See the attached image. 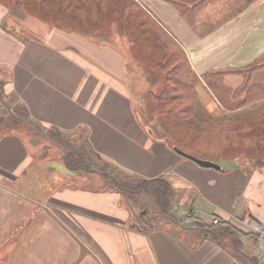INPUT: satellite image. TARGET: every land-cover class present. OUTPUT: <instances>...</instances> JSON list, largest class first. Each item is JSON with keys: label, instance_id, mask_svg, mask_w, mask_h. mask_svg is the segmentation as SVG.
Here are the masks:
<instances>
[{"label": "crops", "instance_id": "crops-1", "mask_svg": "<svg viewBox=\"0 0 264 264\" xmlns=\"http://www.w3.org/2000/svg\"><path fill=\"white\" fill-rule=\"evenodd\" d=\"M134 1L185 53L207 114L241 112L243 96L229 90L246 75L264 89V69L244 73L264 57V0H204L191 22L169 2ZM113 31L85 36L0 4L4 89L41 127L85 130L98 160L135 177L164 178L176 219L178 209L193 208L205 228L164 217L143 233L119 192L49 178L34 159L38 150L9 132L0 136V264H261L251 226L264 224V170L223 158L213 162L219 170L204 168L159 131L158 140L145 131L134 102L143 106V91L160 79L156 69L145 77V54ZM207 72L222 73L214 94Z\"/></svg>", "mask_w": 264, "mask_h": 264}, {"label": "trees", "instance_id": "trees-1", "mask_svg": "<svg viewBox=\"0 0 264 264\" xmlns=\"http://www.w3.org/2000/svg\"><path fill=\"white\" fill-rule=\"evenodd\" d=\"M163 1L173 4L188 22H191L190 14L195 7L204 2L198 0L189 6L178 0ZM0 4L10 12L21 8L24 14L34 16L52 27L85 36L100 30L104 24H114L116 32L126 36L134 45L135 54L137 48L141 49L143 55L146 52L149 54V71L156 69L154 74L160 81L156 89L149 90V102L144 100L142 109L155 114L149 112L147 107L151 103V109L160 114L159 118L167 117L172 121L174 133L170 132L171 136L166 134L164 137L171 141L173 149L212 163L231 153L230 156L238 157L233 159L237 162L244 157L250 158L252 168H264V101H261L264 99V89L258 84H251L249 75H246L237 88L229 90L235 98L243 96L241 112L219 117L207 114L200 108L199 79L185 53L134 0H0ZM140 60L143 63V57ZM250 66L252 69L244 73L264 69V57ZM220 75L222 73L207 72L202 77L213 94L219 91ZM3 85L4 80L0 77V93ZM0 107H4L2 114L11 118L14 125L23 122L20 118L29 116L27 109L14 101ZM8 126L0 123V136L8 132L4 128ZM43 130L47 137L56 138L64 144H80L75 148L68 147V153L63 155V161L70 169H85L81 164L87 156L86 152L90 153L100 177L109 183V187L103 189L120 193L135 215L134 225L139 231L147 233L158 218L180 221L173 215L170 185L164 178L135 177L98 160V156L90 149L85 130L74 133L55 127ZM32 131L35 136L41 135L35 126ZM66 134L72 135V140ZM74 155L77 156L73 158ZM70 162L75 165H69Z\"/></svg>", "mask_w": 264, "mask_h": 264}, {"label": "rangeland", "instance_id": "rangeland-1", "mask_svg": "<svg viewBox=\"0 0 264 264\" xmlns=\"http://www.w3.org/2000/svg\"><path fill=\"white\" fill-rule=\"evenodd\" d=\"M218 1L219 0H213L212 2L213 4L217 5L219 4ZM111 28H112V31L113 30L116 31L114 24H106V25L104 24V26H102V28L100 29L101 30L104 29L107 31V30H111ZM99 32L100 30L98 31L96 30L95 32L86 34V36H93L95 34H99ZM147 56H149V54H147L146 52V55L143 57V64H144L143 68L145 70V77L149 80V74L151 73V71L147 69L150 65V63L148 62L149 57ZM146 72L148 73L146 74ZM5 84L2 86V91L0 93V105H10L13 101V98L9 95V93H6L4 89ZM149 90H144L143 96L140 97L141 102L143 104H144V100L145 102H149L148 97H147ZM137 101L139 102V98H137ZM19 104H22V103L19 102ZM134 106L138 107V111H140L141 120H139V122L142 128L145 131H152L154 135L153 137L154 139H157V140L160 139L156 136L158 131H159V134H161L162 136L166 134L168 136L170 132L174 133V129L171 126L172 121L169 120L167 117L159 118L158 115L160 114H157L158 113L157 111L155 110L153 111V109H151L153 104L149 103L147 107L149 109V112L152 111L155 114L144 112L142 109V106L139 107V105H137L136 102H134ZM3 109L4 107L3 108L0 107V123L6 124V126L9 125L8 127H4L5 130L8 131L5 133H9V132L17 133L23 138L24 142L27 144L29 148L33 149L35 152L38 150V152L34 154V159L37 161H39V159L44 161V163H42L43 164L42 166L44 167L45 173L49 178L58 177L59 180L62 179L60 182H63L64 185H74L76 187H83V188H89V189H96V188L103 189V188L109 187L108 185L109 183L105 182L100 177L99 173L96 172V170L97 171L99 170L96 168L97 165L94 166L95 165L93 161L94 158L90 155L89 152H86L87 156L81 164V167H84L85 169H70L67 167V165L63 161V155L68 153L69 151L68 147L75 148L77 145L80 146V144H77V143H75L76 145L75 144L70 145L66 143L64 144L61 141H57L56 138H49V136L47 137L46 134L35 136L32 134L33 126L30 123L24 120L21 124L19 123L15 125L12 124L11 123L12 119L9 118L7 115L2 114ZM2 132L3 130L1 131V133ZM65 136L68 137L70 140H72V135L66 134ZM74 139L76 141V137H74ZM77 155H74L73 158H75ZM225 155H228V156L223 157L224 161H233V159L238 158V157H235L234 155L230 156L231 153L229 154L227 153ZM238 161L239 162H237V164L240 167L242 166L245 169H258V168H252L253 165L250 163L252 162V159L250 158L244 157L242 159H238ZM69 165L73 166L75 165V163L70 162ZM262 170H264V168H262ZM120 200H121V203H125L123 198L122 199L120 198ZM161 219H164V218H161Z\"/></svg>", "mask_w": 264, "mask_h": 264}, {"label": "built area", "instance_id": "built-area-1", "mask_svg": "<svg viewBox=\"0 0 264 264\" xmlns=\"http://www.w3.org/2000/svg\"><path fill=\"white\" fill-rule=\"evenodd\" d=\"M178 213L184 222H195L199 218L197 211L193 208L182 209ZM218 222L219 219L217 217H214L213 224H217ZM251 231L255 236L256 251L260 256V262L261 264H264V224H253L251 226Z\"/></svg>", "mask_w": 264, "mask_h": 264}, {"label": "water", "instance_id": "water-1", "mask_svg": "<svg viewBox=\"0 0 264 264\" xmlns=\"http://www.w3.org/2000/svg\"><path fill=\"white\" fill-rule=\"evenodd\" d=\"M20 120H23V121L25 120V121L29 122L30 124H32L33 126H35L39 130L40 134L45 135V131L43 130V128L40 125H38L32 118H30V117H22V118H20ZM174 151L179 156H181V157H183L185 159H188V160L194 162L195 164H197V165H199L201 167L214 168L216 170H219V166L214 164V163H212V162L197 159V158L192 157V156H190L188 154L181 153V152L177 151L176 149H174ZM96 172H99V171L96 170ZM175 223L178 224L180 227L187 228V229H196V228H202L203 229V228H205L203 226L202 222H200V221H197L195 223H193V222H177V221H175Z\"/></svg>", "mask_w": 264, "mask_h": 264}, {"label": "bare ground", "instance_id": "bare-ground-1", "mask_svg": "<svg viewBox=\"0 0 264 264\" xmlns=\"http://www.w3.org/2000/svg\"><path fill=\"white\" fill-rule=\"evenodd\" d=\"M23 121V120H22ZM27 122V121H26ZM29 123V122H28ZM32 125V124H31ZM195 222H197V221H195Z\"/></svg>", "mask_w": 264, "mask_h": 264}]
</instances>
